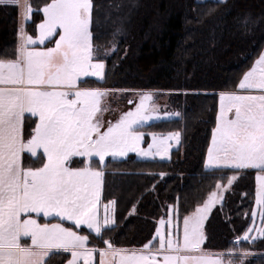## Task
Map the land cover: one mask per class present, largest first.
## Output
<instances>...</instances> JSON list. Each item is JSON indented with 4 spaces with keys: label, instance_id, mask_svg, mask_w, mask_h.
Returning <instances> with one entry per match:
<instances>
[{
    "label": "trees",
    "instance_id": "16d2710c",
    "mask_svg": "<svg viewBox=\"0 0 264 264\" xmlns=\"http://www.w3.org/2000/svg\"><path fill=\"white\" fill-rule=\"evenodd\" d=\"M50 0H28L33 11L24 23L35 35ZM94 56L105 63L103 80L87 79L89 87L163 91L179 117L142 126L146 133H180L181 145L169 160L108 159L102 200L114 201V224L88 237V245L140 250L155 238L161 220L182 223L209 198L228 185L223 202L207 217L203 247L208 251L259 254L244 264H264V236L251 242L242 236L252 227L258 170L207 169L205 159L216 126L219 94L237 91L244 73L264 48V0H92ZM23 18L18 5L0 3V59L15 57ZM49 40L44 46L51 43ZM37 123L26 120L25 135ZM44 158L30 157L33 168ZM80 159L70 166L82 167ZM93 160L92 167L98 166ZM53 221V220H49ZM165 230L169 231L168 225ZM240 239H237V238ZM155 238V239H154ZM69 252L54 251L47 264H65Z\"/></svg>",
    "mask_w": 264,
    "mask_h": 264
},
{
    "label": "snow or ice",
    "instance_id": "6c2138e0",
    "mask_svg": "<svg viewBox=\"0 0 264 264\" xmlns=\"http://www.w3.org/2000/svg\"><path fill=\"white\" fill-rule=\"evenodd\" d=\"M10 2L22 7L26 21L33 11L28 0L23 5L19 0ZM92 9V0H50L43 5L38 37L27 35L21 25L15 59H0V264H47L54 249L71 250L68 264H78L81 257L84 264H92L97 250L85 246L87 236L60 223L41 224L32 214L45 218L55 214L101 234L109 223L108 205L103 223L98 214L103 173L90 166L72 168L71 158L95 154L104 162L108 153L167 154V148L159 145L156 153L139 147L144 134L135 128L149 118L144 101L151 99L150 95H143L135 109L104 127L100 114L106 110L102 100L109 90L78 87L79 78L87 76L89 69L93 75L103 76L104 63L94 56ZM37 39L41 44L54 39L55 44L33 47ZM258 63H264V55ZM237 89L219 94L220 111L206 164L264 172V73L257 76L254 70L246 72ZM25 113L38 117L27 140L23 135ZM173 135L179 142L180 133L169 134ZM41 148L46 157L43 165L24 168L21 154L27 150L36 155ZM235 178L230 177L228 185ZM258 180L264 177L258 176ZM216 195L210 193L209 199ZM258 197V204L264 206V191ZM205 205L211 206L208 201ZM202 219L196 214L184 217L182 243L179 238L166 237L158 228L160 249L164 251H152L153 241L143 245L147 251H128L105 240L107 249H99L100 264H224L223 254H187L203 251ZM22 237H30L31 244L22 243ZM109 252L111 261L104 259ZM157 255H163L162 262Z\"/></svg>",
    "mask_w": 264,
    "mask_h": 264
},
{
    "label": "rangeland",
    "instance_id": "374dc122",
    "mask_svg": "<svg viewBox=\"0 0 264 264\" xmlns=\"http://www.w3.org/2000/svg\"><path fill=\"white\" fill-rule=\"evenodd\" d=\"M218 1H222V0H218ZM24 2H25V0H19L20 5H23ZM7 3H11L10 0ZM18 7L20 8L22 18H23V9L20 6H18ZM42 13H43V11H42ZM29 15H30V13H29ZM43 16H44V14H43ZM35 35L37 37L39 35L38 26H37ZM51 43H52V46H50V47H53L55 44V40L52 39ZM93 62H95V61H93ZM103 63H104V61H103ZM105 68H106V66L104 63L103 76L102 77H97V76L93 75V70L89 69L87 76L82 75L79 78V81H78L79 86L82 88H97V87H89L86 83H84V81L87 79H95V80H99V81L103 80L105 77ZM100 89H108V88H102L101 87ZM108 90H109V94L106 95L102 100V106L106 110L102 114H100L102 121L104 123V127H107V124L109 121L114 124L117 120L120 119V117L123 113L129 111L130 109H135L137 107V105H139L141 103V97L145 94L150 95L151 99H146L144 101L145 115L148 116L149 118L145 119L142 122V126L148 125L152 122H157V121H161V120H167V119L179 117V113L177 111L173 110L171 107H169V105L167 103L166 96H163V91H158V90H126V89H116V88L108 89ZM129 101H132V103H129ZM142 126L135 128L136 132H140V133L144 134L143 139L141 140L139 147L141 149L147 150L149 153H156L157 152V146L159 145V146H161L162 149L167 148V154L166 155H160V154L141 155L139 151H129L124 156H120V155L114 156L112 153H108L105 156L104 162H101L99 160V157L96 156L95 154H93V156L91 158L88 156H84V157L77 156L76 158L73 157L71 159V163L69 165H71L73 162L77 163L80 159H83L85 161V163L82 167H73V168H84L85 166H90L91 168L98 170V171H101L103 173V171L100 169V166L104 165L108 159H126V158H128V156L134 155L138 159L169 160V158L171 157V151L173 149H177L181 145V135L179 137V142H177L174 135L171 137L169 136L170 133L175 134V132H170V133H165V134H158V133L151 134V133H146L143 130H141ZM149 145H152V147L149 148ZM39 156H42L44 158L43 154H41ZM37 157H35V158H37ZM29 158H30V156L24 155V159H23V167L24 168H33L27 164V161ZM44 160H46V159L44 158ZM93 160H96L99 165L96 167H92L91 163ZM70 167H72V166H70ZM258 176H256V194H255V205H254V209H253V213H255V216L253 215L254 221L252 223V227L242 236V240L249 241V242L264 236V216H262V213H264V206L258 204V202H257L258 198H259L258 193L260 191H264V187H262V186H264V180H258ZM260 177H264V175H262ZM101 179H102V185H101V189H100L99 213L98 214H99V217L101 219V223H103V218L105 215V205H108V207H109V212H108L109 223H108V225H106L108 227V226H112L114 223V216H113L114 210H113V204L110 205L109 203H105L102 200L103 186H104V173H103V176ZM227 190H228L227 188H223V187L218 188V190L215 192V193H217V195L215 197H213L212 200H210L209 198L207 199V201L211 205L210 207H206V205L204 203L201 207H199V209H200L199 212H197V210H196L194 213H192L190 215V216H192L193 214H196L198 216L203 217V219L201 220V224H200V231L203 233V237H204V227H205V223H206L208 215L210 214V212L215 207H217L218 205H220L223 202ZM166 225H168L169 231L165 230ZM82 226L84 228H86L87 230L89 229L87 225H82ZM158 228H159L160 232L163 233L166 237H170L173 239L179 238L180 242L181 243L183 242V222L182 223L175 222L172 220V217H170L168 220H161L159 225H158ZM94 234H96V233H94ZM158 236H159V234L156 233L155 238H157L159 240ZM203 243H204V239H203V242L200 246L201 249L203 250L202 252L196 251V252H190L187 254L193 255V256H198L201 254H213V253L223 254L221 256V259L224 261V264H228L229 260H231L233 262V264H244V262L246 260L254 257V255H256V254H259L255 251H246V253H247L246 255H244L245 252H241L238 254L234 251H228V252L208 251V250L204 249ZM155 251H164V250L160 249V243L158 244V248L155 249L154 252ZM229 253H231V255H229ZM182 254H185V253H182ZM156 259L158 261L162 262L163 261V255H157Z\"/></svg>",
    "mask_w": 264,
    "mask_h": 264
},
{
    "label": "crops",
    "instance_id": "0c3cea01",
    "mask_svg": "<svg viewBox=\"0 0 264 264\" xmlns=\"http://www.w3.org/2000/svg\"><path fill=\"white\" fill-rule=\"evenodd\" d=\"M26 21H25V19H24V15H23V31L24 32H26L25 31V28H24V23H25ZM26 34H27V32H26ZM28 35V34H27ZM31 36H33L34 38H36L37 36L35 35H31ZM21 42V41H20ZM48 41H46L45 43H43V44H41L40 42H39V40L37 39V41H36V43H35V45H32L33 47H36V48H46V47H50V46H52V44L50 45V44H48L47 46H44L46 43H47ZM262 55H264V48H263V50H262V52L260 53V55L254 60V62H253V64H252V66L246 71V72H249V71H253L254 70V72H255V75H257V76H259L261 73H264V63H258V61H260V58H261V56ZM10 59H15V57L14 58H10ZM245 72V73H246ZM244 73V74H245ZM244 76V75H243ZM243 76H242V78H243ZM241 78V79H242ZM78 87L79 88H82V87H80L79 86V84H78ZM219 111H220V95H219V103H218V113H219ZM29 117H36V116H32L30 113H25V116H24V120H23V135H24V139L25 140H27L29 137H30V135L29 136H26L25 135V125H26V120H27V118H29ZM36 120H37V122H38V117H36ZM211 143H212V138H211V142H210V145H211ZM209 145V146H210ZM208 149H209V147H208ZM41 154H43V149L41 148V149H37V152H36V155H33L31 152H28L27 150H25L22 154H21V161H22V166H23V159H24V155H27V156H30V157H37L38 155H41ZM75 158L77 157V156H74ZM44 158L46 159V157L44 156ZM73 158V157H72ZM71 158V159H72ZM208 160V150H207V153H206V159H205V167L207 168V169H219V168H230V167H218V166H213V165H207L206 164V161ZM45 161V160H44ZM70 166V165H69ZM73 168V167H72ZM246 169V168H245ZM258 170V172H257V175L256 176H262V175H264V172H262V171H260L259 169H257ZM34 217H36L38 220H39V222L41 223V224H45V223H47V224H58V223H60V224H63V222H67V223H69V224H71V225H74V226H76V227H81L82 225H76L73 221H69V220H67V219H62V218H60V217H58V216H55V214H53V216H50V217H47V218H45L42 214H40V215H37V214H35V213H33L32 214ZM113 216H114V214H113ZM49 220H53V221H49ZM114 224V223H113ZM63 226L65 227V228H70V227H67L66 225H64L63 224ZM83 227V226H82ZM105 227H107V226H105ZM104 227V228H105ZM73 231H76V232H78V230H76L75 228H71ZM89 230V229H88ZM90 232H92V233H95L94 232V230H92V229H90L89 230ZM81 236H86L85 234H82V233H79ZM21 242L22 243H24V244H31V239H30V237H22L21 238ZM87 248H89V249H93V247H91V246H89L88 245V241L86 242V245H85ZM95 249V248H94ZM105 249V248H104ZM107 249V248H106ZM97 251L94 253V255H93V258H92V264H100V259H101V257H100V253H99V249H96ZM125 250H128V251H132V250H130V249H125ZM141 250H143V251H147V250H144V249H140V250H136V251H141ZM54 251H65V252H69V259L66 261V263L65 264H68V261L69 260H71L72 259V255H71V250H67V249H54L53 250V252ZM152 251H154V250H152ZM104 259L105 260H107V261H111L112 260V257H111V254H110V252H109V255H107L106 257H104ZM116 259L118 260L119 259V257H116ZM78 264H84V258L83 257H81L80 258V260L78 261Z\"/></svg>",
    "mask_w": 264,
    "mask_h": 264
}]
</instances>
